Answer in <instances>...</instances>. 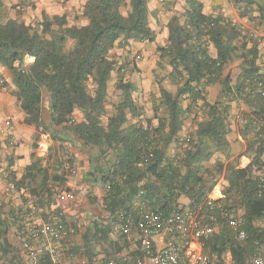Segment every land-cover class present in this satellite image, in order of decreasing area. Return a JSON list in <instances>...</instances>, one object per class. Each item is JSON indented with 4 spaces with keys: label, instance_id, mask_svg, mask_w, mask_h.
<instances>
[{
    "label": "trees",
    "instance_id": "trees-1",
    "mask_svg": "<svg viewBox=\"0 0 264 264\" xmlns=\"http://www.w3.org/2000/svg\"><path fill=\"white\" fill-rule=\"evenodd\" d=\"M148 1L87 0L84 16L89 22L84 26L46 13L36 23L0 21V65L10 72L11 92L26 113L24 123L35 126L36 135L62 127L94 150L91 174L105 192L107 215L91 221L83 244L75 243V251L81 248L87 257L85 264H96V255L105 253L104 264L120 250L112 227L121 221V213L135 216L137 202L165 215L201 207V215L209 218L208 195L221 180L227 184L217 200L221 207L213 211L216 229L202 239L203 253L222 257L230 252L233 264H253L256 254L264 257V96L257 90L264 71L258 43L248 30L205 14L197 0H186L183 14L169 22L168 43L157 49L172 68L177 91L160 85L157 115L144 119L133 96L136 85L119 74L116 88L122 99L110 111L109 81L118 70L113 49L121 42L156 39ZM240 14H248L247 6ZM26 55L35 58L30 67L22 65ZM45 101L49 117L44 115ZM234 108L244 119L242 125L237 117L234 121L241 150L237 156L230 139ZM197 109L201 115L194 116L196 128L184 145L180 133L186 115ZM77 110L81 121H74ZM173 144L178 148L171 154ZM242 156L251 159L246 167H240ZM38 163L47 182V167L41 159ZM60 165L68 169L64 162ZM8 180L23 186L12 171ZM47 191L51 195L52 185ZM183 197L187 203L181 202ZM11 221L17 224L16 210L0 196V259L27 264L22 249L17 253L9 238ZM234 223L247 233L245 239L239 238Z\"/></svg>",
    "mask_w": 264,
    "mask_h": 264
},
{
    "label": "crops",
    "instance_id": "crops-1",
    "mask_svg": "<svg viewBox=\"0 0 264 264\" xmlns=\"http://www.w3.org/2000/svg\"><path fill=\"white\" fill-rule=\"evenodd\" d=\"M7 19L14 18L24 20L26 23H36L41 20L43 13L50 16H65L69 25L84 26L89 20L84 16V6L87 0H3ZM202 4L203 12L214 17H221L225 22L237 26H244L251 34H264V0H197ZM25 4L26 7H25ZM239 5L247 6L248 14H240ZM24 6L22 9L21 7ZM150 25L156 33V39L150 41H130V44L146 47L156 44L165 46L168 43V25L174 15H182L187 7L186 0H149ZM183 18V17H182ZM163 40L162 42L160 41ZM158 44V45H157ZM259 47V46H258ZM157 48V47H156ZM213 55L217 51L211 46ZM260 59L264 57V47H259ZM35 58L26 55L22 61L23 66L33 65ZM0 76H4L9 84V89L0 90V167L5 168V173L0 174V196L6 202L11 199L9 192L8 174L12 171L16 181H20V188L25 190V204H29L34 198H39L42 210L41 214L47 218L51 195H48V186L52 189L59 187L68 195L64 203V213L69 225L76 229L74 242L80 245L82 240H76L79 235L86 232L90 222L106 217L104 210L105 192L101 184L95 182L93 172L94 150L85 146L83 141L62 127H55L42 135H36V127L24 123L26 113L22 110L16 96L11 94L14 85L7 68L0 65ZM112 75L109 81V90L112 84ZM45 116L49 117V103L45 101ZM236 109V108H234ZM11 115L10 126L5 124L6 118ZM83 114L77 110L74 113V121H81ZM238 135V134H237ZM234 156L239 155V144H233ZM73 156V165L77 170L71 174L61 164V159L66 155ZM47 167L49 179L45 182L44 175L37 168L41 163ZM251 159L248 156L240 158V167H246ZM32 167V168H31ZM55 179H54V178ZM227 184L221 180L218 185L223 189ZM219 187V186H218ZM49 196V197H48ZM182 203H187L185 197ZM138 204V203H137ZM83 223L86 227L83 228ZM126 254V253H125ZM132 254V252H131ZM127 255V254H126ZM130 258V257H129Z\"/></svg>",
    "mask_w": 264,
    "mask_h": 264
},
{
    "label": "built area",
    "instance_id": "built-area-1",
    "mask_svg": "<svg viewBox=\"0 0 264 264\" xmlns=\"http://www.w3.org/2000/svg\"><path fill=\"white\" fill-rule=\"evenodd\" d=\"M238 8L245 11L243 5ZM239 27L247 31L244 26ZM253 35L258 46L264 47V34ZM261 59L264 66V57ZM5 89H9V84L4 76H0V90ZM257 90L264 96V79L257 80ZM236 117L242 125V115L238 112ZM11 122L12 116L9 115L5 124L10 126ZM61 161L71 174L77 173L71 154ZM5 171L4 167H0V174ZM9 183V192L13 199L10 203L17 213V231L27 264H73L76 259V229L69 225L65 217L63 205L68 200L67 193L59 187L52 189L49 216L45 218L41 214L43 211H40L42 205L39 198L25 204V190L14 182ZM221 191L222 188L217 184L208 195L206 204L211 208L209 218L201 215V207L180 208L165 215L140 202L135 204L138 211L135 216L121 213V221L114 223L112 235L120 244L131 242L141 252V256L119 264H233L230 252L222 257L203 253L202 239L208 238L216 229L212 226L217 221L213 211L221 207V204H217ZM142 194L143 191H140L139 198ZM238 224L234 223V229L240 239H245L247 233L239 230ZM0 264L6 263H2L0 259ZM253 264H264L263 257L256 254Z\"/></svg>",
    "mask_w": 264,
    "mask_h": 264
},
{
    "label": "rangeland",
    "instance_id": "rangeland-1",
    "mask_svg": "<svg viewBox=\"0 0 264 264\" xmlns=\"http://www.w3.org/2000/svg\"><path fill=\"white\" fill-rule=\"evenodd\" d=\"M124 12L127 11V8L123 9ZM7 20V15L4 12L0 15V21L5 22ZM162 42L163 40L160 39ZM147 42L144 44V47L136 46L135 44H126L121 42L116 45V47L112 51V57L117 63V72L114 73L112 78L111 88L109 90L108 96V108L109 110H113V105L118 103L122 99V91L116 88V82L118 80L119 74H122L124 80L131 81L136 85V90L133 92V96L135 98L136 103L140 106L142 111L143 118L153 117L155 114L157 115V109L159 110L160 104V85L167 88L169 91L176 92L178 88V84L172 79L170 72L171 66L168 64L166 60L160 59V53L158 52V46L156 44H152V46L146 47ZM69 46H72V41H69ZM157 47V48H156ZM8 82V81H7ZM12 94V93H11ZM189 101L184 99L182 104L184 107H187ZM196 112L189 113L186 115L185 125L183 130L180 133V138L183 140L184 145H186V139L189 138V135L196 128V123L194 122V116L197 117L201 115L200 110L197 109ZM239 112V109L232 110V129L234 130L230 134V139L233 141V144H237L236 139L239 135H237L235 129L236 124V115ZM196 113V114H193ZM162 115V113H161ZM157 124V120L154 121ZM177 145L173 144L170 147L169 152L173 154L177 150ZM13 199H9V202ZM12 222V221H11ZM10 222V223H11ZM83 228L86 227V224L83 223ZM9 238L14 246V249L17 253L21 251L20 238L17 231V225L15 223H11ZM84 231L79 238L76 240H82ZM76 243V242H75ZM83 244V242H80ZM76 245H80L76 243ZM136 251V248L131 242L126 241L123 244H120V250L115 252L113 257H110V262H105L104 264H119L123 261H130L134 259L131 252ZM127 255H126V254ZM228 253V252H227ZM24 257V256H23ZM106 257L105 253H99L96 255L94 262L96 264H100L101 261ZM130 257V258H129ZM264 260V257H263ZM106 261V260H104ZM4 263V262H2ZM6 264L7 261L5 262ZM87 263V257L84 254V251L79 248L76 251V259L73 264H85Z\"/></svg>",
    "mask_w": 264,
    "mask_h": 264
}]
</instances>
